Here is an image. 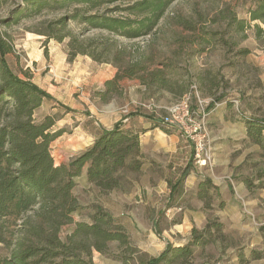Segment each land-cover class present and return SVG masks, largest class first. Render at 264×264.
Masks as SVG:
<instances>
[{"label":"rangeland","instance_id":"1","mask_svg":"<svg viewBox=\"0 0 264 264\" xmlns=\"http://www.w3.org/2000/svg\"><path fill=\"white\" fill-rule=\"evenodd\" d=\"M133 1L107 0L88 10L68 0H47L35 12L27 0H0V28L15 50L7 57L9 66L17 73L24 68L35 74L36 84L57 102L56 109L44 102L35 114L36 119L55 113L60 117L53 129L63 133L50 145L56 165L67 164L88 147L100 128L128 124V116H149L160 126L159 117L182 97L175 94L181 88L189 89L186 94L197 113L194 122L200 130L187 126L184 133L171 129L167 135L157 127L143 140L144 166L127 175L122 189L99 193L82 171L74 178L80 209L73 220L90 221L95 207L102 208L124 228L140 252L136 258L157 256L167 243L185 244L193 228L201 231L208 222L219 223L221 230L212 231L211 242L194 249V264H264V149L246 129L250 119L264 126V21L250 19L256 0H173L152 33L135 40L89 30L76 19L60 24L77 9L78 16L135 18L118 9ZM103 44H108L109 60L122 53L121 65L146 58L144 65L161 70L173 92L145 90L138 79H124L122 90L101 103L94 94L116 69L87 55L71 62L67 58L77 48L99 55ZM211 100L218 106L212 109ZM202 108L204 117L198 114ZM195 143L207 148L211 166L194 162ZM188 163L192 169L169 198L168 183L174 185ZM204 179L218 191L212 189L209 198L200 200L198 184ZM72 229V224L64 226L61 236ZM120 252L116 244L106 254L93 252V264H123L114 258Z\"/></svg>","mask_w":264,"mask_h":264},{"label":"trees","instance_id":"2","mask_svg":"<svg viewBox=\"0 0 264 264\" xmlns=\"http://www.w3.org/2000/svg\"><path fill=\"white\" fill-rule=\"evenodd\" d=\"M27 1L35 12L47 4V0ZM68 1L92 10L95 4L107 0ZM172 1L134 0L124 8H118L135 18L97 14L78 16L77 9L75 14L60 20V24L76 19L89 30H103L135 40L152 33ZM250 19L264 21V0L255 1ZM237 27L243 29L244 24L238 21ZM39 34L61 40L53 34ZM69 47H72V42H69ZM99 51V55H95L77 48L68 52L67 61H73L77 55H87L93 61L109 63L116 69L114 77L94 94L101 103L108 102L122 90L120 83L124 79H138L145 90L154 88L173 92L161 70H152L144 65L146 58L130 59L121 65L118 62L121 52L109 60L105 56L109 52L108 44L100 46ZM14 54L10 36L0 28V264H93V252L106 254L112 244L121 250L114 258L123 264H131L133 260H136L134 264H194V249L207 246L211 242L212 231L220 232L221 224L208 222L201 231L193 228L185 244L167 243L157 256L143 254L136 258L140 252L132 246L124 228L102 208L95 207L90 221L74 222L73 214L80 209L73 195L74 178L85 171L87 182L99 193L122 189L127 175L140 172L144 166L139 132L124 128L122 122L109 129L100 128L93 134L88 147L67 164L56 165L50 145L63 133V130L53 129L60 117L55 113L36 119L35 114L44 102H51L52 109H56L57 102L49 92L33 82V74L29 70L20 68L17 73L11 69L7 57ZM187 92L188 88H181L175 94L182 96L181 99L186 95L190 97ZM210 107L213 108V104ZM64 109L70 111L66 107ZM146 118L153 124L152 129L162 127L166 134L176 129L162 124L156 126L157 121L149 116ZM246 129L251 141L264 149L263 123L247 120ZM191 169L188 163L176 183H168L169 198ZM212 189L218 191L211 180L200 181L198 199L209 198L208 192ZM71 224L73 229L62 237V228Z\"/></svg>","mask_w":264,"mask_h":264},{"label":"built area","instance_id":"3","mask_svg":"<svg viewBox=\"0 0 264 264\" xmlns=\"http://www.w3.org/2000/svg\"><path fill=\"white\" fill-rule=\"evenodd\" d=\"M210 104H213V108L218 106V104L213 101ZM204 111L205 110L202 108L201 110H198V114L200 113V116L204 117ZM195 115H197V113L191 107V98L186 95L170 107L166 108L165 115L159 117V122L166 127L176 128L183 133L187 126H194L193 130L196 132L197 130H200L201 127L200 124H195ZM194 152V162L199 167L211 166L212 157L204 145L195 143Z\"/></svg>","mask_w":264,"mask_h":264},{"label":"crops","instance_id":"4","mask_svg":"<svg viewBox=\"0 0 264 264\" xmlns=\"http://www.w3.org/2000/svg\"><path fill=\"white\" fill-rule=\"evenodd\" d=\"M34 77H35V74H33V82L36 84V82L34 81ZM126 120L129 123L126 124V123L122 122V123H124L123 127L124 128H130L131 130H133L135 132H139L140 143H141V146L143 148V140L148 139L146 137H149L151 135V133L153 131H155L157 128L152 129L153 124L150 121H148L147 119L142 120V118L140 116H138V118L128 116L126 118ZM141 130H144V132L141 133ZM167 135H169V134H167Z\"/></svg>","mask_w":264,"mask_h":264}]
</instances>
